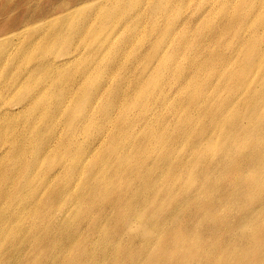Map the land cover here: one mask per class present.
<instances>
[{"label": "bare ground", "instance_id": "1", "mask_svg": "<svg viewBox=\"0 0 264 264\" xmlns=\"http://www.w3.org/2000/svg\"><path fill=\"white\" fill-rule=\"evenodd\" d=\"M78 5L81 3L75 7ZM255 10L259 16L256 20L250 17ZM50 17L41 15L34 23H31L33 18H29L23 26L50 24ZM62 17H57L56 21ZM239 20L246 27L236 33L237 41L229 49L220 47L204 57H198L200 53L196 51L187 52L188 71L180 68L175 75L181 76V86L187 83L183 104L206 105L210 121L196 123L187 115V131H179L172 138L160 134L123 146L124 150H138L143 146L155 148L159 155L154 163L161 165L164 172L158 180L147 170L137 175L125 174L124 164L116 168L115 180L94 172L82 178L88 164H97L106 158L104 154H93L86 160L89 153L98 149L91 146L95 137L88 146L79 145L74 139L68 142V158H72V165H62L56 170V177L61 178L59 181L52 186L46 185L45 180L42 184L34 183L36 178L28 171L37 168L40 161L47 162L49 168L45 174H49L45 179L48 180L52 165L59 162V151L49 137L51 133L56 134L57 125L60 126V104L69 98L74 100L73 85L83 69H69L68 65L65 69L57 61L45 58L53 55L50 41L38 45L32 40L19 46L16 56L23 60V65L45 75L40 87L48 89L59 84L70 88L53 105L54 112L42 100L36 102L37 108L26 110L34 103L31 100L20 115H0V136L2 128L6 127L8 132V126L13 125L12 118L30 111L39 112L31 117L40 121L18 135L19 141H13L10 136L0 139V146L9 144L11 147L10 159L0 158V256L6 254L0 257V264H264V229L258 226L255 218L257 212L264 215V0ZM178 22L181 23L176 19V25ZM19 25L15 27L20 29ZM49 34L53 36L54 33L49 30ZM56 35L67 44L68 39L80 37L81 32L71 36L59 30ZM203 37L222 38L216 35V30L202 32L199 41ZM7 38L12 40L14 36ZM184 49L185 45L179 43L176 51ZM70 53L68 48L67 57L60 63L77 59L80 62L83 58L80 49ZM14 61L16 59L3 65L0 73L9 74L17 65ZM168 69L171 70V66ZM240 72L245 74L240 77ZM205 73L224 77L215 83V92L210 90L213 83L209 81L206 85L203 80ZM3 86L7 91L14 88L11 81H5ZM31 90L41 93L36 85ZM96 93L88 94L90 102L95 100ZM116 98L115 93L109 95L110 102L116 103ZM180 98L178 96L173 103L178 104L176 100ZM153 103L148 90L138 105ZM105 110H109L108 105ZM55 116L57 121L52 120ZM86 122L87 119L80 121L71 117L68 126L80 131ZM119 124L126 128L131 126L129 122ZM180 137L196 138L198 142L187 143V147L195 145V151L175 164V140ZM220 140L224 143L213 157ZM31 145L34 147L32 155L27 149ZM231 154L238 157L232 158ZM244 160L253 162L254 168L243 175ZM139 162L143 166L147 164L143 159ZM193 167L197 173L186 180ZM225 168L234 172H225L223 179L213 183L203 182L204 171ZM254 176L258 177V185L251 180ZM243 185L251 188V195ZM46 188L49 191L41 195ZM17 194L25 197L14 203ZM51 199L54 207L47 203ZM249 201H256L257 205L246 204ZM47 206L49 211L45 216ZM58 210L60 215L56 214ZM148 221L152 225L145 223ZM4 242L8 245L7 251L1 250ZM32 246L44 252L41 261L31 258ZM237 247L241 251H232ZM223 248L225 251L221 252Z\"/></svg>", "mask_w": 264, "mask_h": 264}, {"label": "rangeland", "instance_id": "2", "mask_svg": "<svg viewBox=\"0 0 264 264\" xmlns=\"http://www.w3.org/2000/svg\"><path fill=\"white\" fill-rule=\"evenodd\" d=\"M90 1L93 0H0V69L13 59L17 62L9 74L0 73V115L2 113L20 115L31 100H34V103L26 110L37 108L36 102L42 100L48 103L52 111L53 105L68 91L69 86L64 87L59 84L51 85L48 89L40 87L45 75L32 71L31 66H24L23 60H19L16 56L22 44L34 40L36 44L43 45L46 41H50L53 55L44 57L57 61L58 65L65 69L67 65L69 69L82 68L83 74L73 85L74 100L69 98L60 104L58 114L60 126L57 125L56 134L51 133L49 137L53 139L54 146L59 151V162L52 165L53 170L48 180L45 179L49 174H45L49 168L47 162L40 161L37 168L28 171L36 178L34 183L42 184V180H45L46 185L52 186L59 181L61 178L56 177V170L62 165L68 167L72 165V158H68L66 146L68 142L74 139L77 144L88 146L95 137L97 139L91 146L98 149L89 153L86 160H89V156L93 154H104L106 158L103 157L97 164H88L82 178L94 172L115 180L116 168L119 164H124L125 174L137 175L147 170L153 174L155 180H158L164 172L161 165L154 163L159 155L155 152V148L143 146L138 150L130 148L124 150L123 146L130 141L135 143L160 134L172 138L179 131H187V115L196 123L210 121L206 105L183 104L182 101L187 95L185 94L187 83L181 86L179 78L181 76L175 77V75L180 68L188 71L187 52L196 51L200 53L198 57L202 55L204 57L220 47L229 49L231 44L237 41L236 33H241V28L246 27L245 23L239 20L241 16L259 5L262 0H95L94 3L89 4ZM80 3L81 5L75 7ZM44 14L51 16L48 19L52 20L50 24L23 26L29 18H33L31 23H34ZM59 16L64 17L56 21ZM250 17L258 19L257 10L251 13ZM176 19L181 23L178 22L176 25ZM67 23L69 26H66ZM17 25L20 29L15 27ZM13 28L15 29L12 31ZM49 30L53 31V36H50ZM59 30L71 36L81 32V36L71 37L67 40V44H64L56 35ZM214 30L216 35L222 38L203 37L202 41H199L202 32L208 33ZM26 32L30 34H22ZM249 33L251 34L250 30ZM9 36L14 38L8 40ZM179 43L185 45V49L181 52L176 51ZM68 48L70 54L80 49L82 60L60 63L67 57L65 53ZM219 61L222 64V61ZM169 66L171 70L168 69ZM244 74L240 72L239 76L242 77ZM202 78L206 85L209 81L213 83L210 90L215 92V83L219 78L224 77L215 73H205ZM5 81H11L14 88L9 91L4 89ZM35 85L41 93L31 90ZM148 90L154 103L139 106V100ZM94 91L97 92L96 98L90 102L88 94ZM113 93L117 97L116 103L109 101V95ZM177 95L181 100H176L178 104H174V100L178 99ZM222 99L226 108L225 96ZM107 105L109 110H105ZM229 111H232V107ZM34 114L38 115L39 112L30 111L22 117L12 118L13 125L8 126V132L6 127L2 128L0 139H9L10 136L13 141H19L18 135L28 130L30 125L35 126L40 122L31 117ZM71 117L80 121L87 119V122L80 131H74L70 124L68 126ZM52 120L57 121V116ZM127 122L131 124L130 127L126 128L125 125L119 124ZM254 136L257 137L255 134ZM175 142L177 143L174 146L173 156L175 164H179L184 157H189L196 149L195 145L187 147V143L195 144L198 140L196 138L186 140L180 137ZM223 143L224 141L220 140L218 149L213 150V157L218 155ZM2 147L5 149L1 150ZM10 149L9 144L0 146L2 160L10 159ZM27 149L32 155L34 147L31 145ZM231 157L237 158L238 155L231 154ZM140 159L147 164L145 166L140 164ZM241 167L244 175L246 171H253L254 163L244 160ZM225 172L234 171L229 168L223 171L217 169L204 171L202 180L205 183L219 181L224 178ZM196 173V168L193 167L188 171L186 180H190ZM251 180L258 185L257 176L252 177ZM243 188L251 195L250 187L243 185ZM48 191L49 189L46 188L40 194L44 195ZM23 197L25 195L17 194L13 202L17 203ZM47 203L52 207L55 206L52 199ZM246 204L256 206L257 202L249 201ZM48 211L49 206L45 208V216L48 215ZM56 214L61 213L58 210ZM255 218L258 226L264 229V215L257 212ZM145 223L152 225L149 221ZM5 228L13 227L5 226ZM7 248L8 245L4 242L1 250L7 251ZM224 251L225 248L221 249V252ZM232 251L239 252L241 248L237 247ZM29 252L33 260L41 261L44 258V252L38 251L37 247L32 246Z\"/></svg>", "mask_w": 264, "mask_h": 264}]
</instances>
